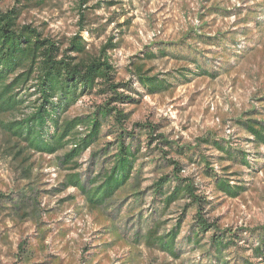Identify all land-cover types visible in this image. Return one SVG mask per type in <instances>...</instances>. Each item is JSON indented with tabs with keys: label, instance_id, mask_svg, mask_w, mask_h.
<instances>
[{
	"label": "rangeland",
	"instance_id": "obj_1",
	"mask_svg": "<svg viewBox=\"0 0 264 264\" xmlns=\"http://www.w3.org/2000/svg\"><path fill=\"white\" fill-rule=\"evenodd\" d=\"M39 1L19 3L18 6L23 4L19 23L31 24L43 36L65 47L78 29L76 0ZM100 2L97 7L95 4ZM16 4V0H0V10ZM90 4L87 16L94 31L91 35L81 32L88 52L96 54L112 34L121 36L120 46L108 54L115 67V80L130 82L134 88L130 94L137 100L117 106L130 113L125 127L133 130L142 146H148L143 148L140 160L143 198L134 202L125 190L106 205L91 207L76 187L63 189L62 181L68 171L59 165L62 152L32 154L29 163H33V170L28 179L22 170L26 163L6 154V146L11 142L0 128V192L6 195L0 207V263L214 264L213 256L189 240L191 211L182 221L176 257L144 242L151 214L156 220L160 218L159 201L153 200L150 186L171 169L158 166L163 164L161 160L155 161L158 149L167 147L158 143L160 139L150 146L145 131L135 123L157 126L155 134H163L176 144L196 145L212 162L218 176L246 187L237 197L226 196L215 188L198 163L180 159L167 150L169 158L183 164L182 175L193 177L209 200L211 208L206 218L216 222L221 230L241 235L242 248L226 253L229 264L240 254L250 256L249 246L256 244V231L264 226V147L253 141L237 119L251 110H257L264 118V0H90ZM126 19L128 23L117 26ZM195 34L224 39L222 43L208 45ZM170 42L180 44L170 47V52H193L188 45L197 50L198 61L212 70L215 78L196 75L193 64L187 65L185 60L172 55L142 60L147 47L156 50L162 43ZM133 63L167 78L171 87L149 94L136 81ZM183 68L192 72L180 75ZM104 100L97 94L84 96L67 116L87 114ZM16 115L8 114L2 119ZM111 130L105 124L100 142L79 158L81 165L77 171L84 181L97 171L91 163L92 151L113 141ZM207 137L229 146L233 155L227 156L201 141ZM240 150L246 153L248 164L242 162ZM183 206V201L177 202L161 217L166 229L181 216ZM209 234L202 237L201 244H207ZM25 255L29 258L25 259Z\"/></svg>",
	"mask_w": 264,
	"mask_h": 264
},
{
	"label": "trees",
	"instance_id": "obj_2",
	"mask_svg": "<svg viewBox=\"0 0 264 264\" xmlns=\"http://www.w3.org/2000/svg\"><path fill=\"white\" fill-rule=\"evenodd\" d=\"M31 1L33 0H16L15 6L5 11L0 10V128L11 142L6 146V154L20 158L21 163H26L22 170L24 176L30 179L33 163H29V160L32 154L54 155L62 152L58 156L59 165L68 171L62 181L63 189L76 187L93 208L106 205L125 190L134 197V202H140L144 193L140 190V160L143 148L147 149L148 146H142L133 130L125 127L130 113L117 105L137 100L130 94L134 90L130 82L115 80V67L108 54L120 46L121 36L112 34L96 54L89 53L87 40L81 32L87 31L91 35L94 31L89 26L87 16V11L92 6L90 0H76L78 29L64 47L63 43L43 36L42 32L31 24L19 23L23 5L18 6L19 3ZM41 2L40 0L38 3ZM101 3L95 5L100 7ZM125 22L128 23V19L117 26L122 27ZM123 32L124 28L119 29V33ZM195 36L208 45L222 43L224 39L205 34ZM162 44L164 45L156 50L147 47L142 60L150 61L172 55L185 60L187 65L193 64L196 75L215 78L214 72L198 61L197 50L191 49L190 45L188 47L193 52L174 53L170 52L169 48L180 46L178 42ZM133 64L136 81L149 94L160 93L171 87L167 78L152 74L151 69H144L142 64ZM191 72V69L183 68L179 74L185 76ZM92 94L105 97L104 103L87 114L67 116L69 110L82 97ZM8 114L18 115L3 120L2 117ZM244 114L246 116L238 118L237 121L243 130L252 136L255 143L264 147V118L257 110ZM105 124L112 128L113 141L92 151L91 163L97 171L84 181L81 173L77 171L81 165L79 158L100 142ZM134 126H140L145 131L150 146L160 139L158 143L167 147L166 150L158 149L155 161L161 160L163 164L158 165L157 162L158 166L171 169V172L162 174L150 186L153 200L159 201L157 209L160 218L156 220L154 214H151V226L144 234V242L176 257L182 221L191 211L193 224L189 240L213 256L214 264H229L227 254L242 248L239 246L241 235L231 230H221L216 222L206 218L205 215L211 208L209 200L200 192L193 177L182 175L183 164L179 160L169 158L170 152L167 150L173 151L180 159L187 158L192 163H198L215 188L226 196L237 197L246 187L232 184L227 177L218 176L211 166L212 162L196 145L169 141L163 134H155L158 128L152 124L135 123ZM201 141L214 146L227 156L233 155L229 146L221 144L213 137L203 138ZM239 153L242 162L248 164L246 153L243 150ZM99 156H102L101 162ZM32 190L34 188H31ZM5 197L6 195L0 192V207ZM180 201L184 202L183 212L170 228L166 229V222L161 217L173 204ZM251 232L249 230V233ZM256 232V244L251 243L249 246L251 255L240 254L232 264H264V226ZM208 233L210 234L207 244H201L202 237ZM246 241H250L249 236ZM24 258L28 259L29 256L25 255ZM24 258L19 259L25 261ZM252 259H259L260 262H254Z\"/></svg>",
	"mask_w": 264,
	"mask_h": 264
},
{
	"label": "built area",
	"instance_id": "obj_3",
	"mask_svg": "<svg viewBox=\"0 0 264 264\" xmlns=\"http://www.w3.org/2000/svg\"><path fill=\"white\" fill-rule=\"evenodd\" d=\"M82 130V128H80Z\"/></svg>",
	"mask_w": 264,
	"mask_h": 264
}]
</instances>
